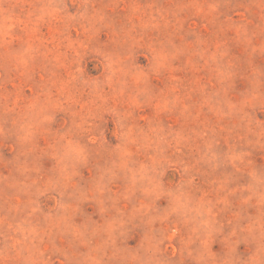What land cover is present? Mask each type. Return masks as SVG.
Returning <instances> with one entry per match:
<instances>
[{
  "label": "rangeland",
  "instance_id": "1",
  "mask_svg": "<svg viewBox=\"0 0 264 264\" xmlns=\"http://www.w3.org/2000/svg\"><path fill=\"white\" fill-rule=\"evenodd\" d=\"M0 264H264V0H0Z\"/></svg>",
  "mask_w": 264,
  "mask_h": 264
}]
</instances>
